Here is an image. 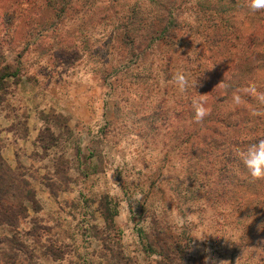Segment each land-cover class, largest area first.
I'll list each match as a JSON object with an SVG mask.
<instances>
[{
	"label": "rangeland",
	"instance_id": "1",
	"mask_svg": "<svg viewBox=\"0 0 264 264\" xmlns=\"http://www.w3.org/2000/svg\"><path fill=\"white\" fill-rule=\"evenodd\" d=\"M13 1L0 0V11L15 9ZM108 1L93 0L101 7ZM135 1L113 4L129 10ZM57 2L41 8L39 16L58 24L56 33L50 32L54 25L49 33L29 32L23 18L0 24V69L8 72L0 82V159L2 170L16 176V200L28 207L17 229L0 228L8 238L16 233L25 246L15 264H205L206 258L209 264H264L261 214L251 207L240 212L230 195L206 199L209 188L196 184V170L177 149L181 145L169 142L160 122L156 131L150 129L153 107H171L188 90L186 63L161 73L157 43L137 64L109 49L95 53L105 42L112 44L103 37L110 23L88 24L87 7L70 16L74 3L67 1L63 10ZM142 2L145 9L153 7ZM250 16L243 30L257 26L259 16ZM87 39L92 56L83 48ZM112 58L130 71H109ZM178 76L184 77V91ZM25 188L31 203L22 199ZM137 193L139 201L133 199ZM196 231L210 235L196 241ZM48 249L55 255H47Z\"/></svg>",
	"mask_w": 264,
	"mask_h": 264
},
{
	"label": "trees",
	"instance_id": "2",
	"mask_svg": "<svg viewBox=\"0 0 264 264\" xmlns=\"http://www.w3.org/2000/svg\"><path fill=\"white\" fill-rule=\"evenodd\" d=\"M51 1L44 0L42 5L36 0L35 4L33 0H25L21 4L15 0L13 11H0V24L12 25L13 19L23 18L29 22V32L35 30V34L39 35L49 33L48 29L54 25V30L50 32L56 33L58 24L49 19L41 22L39 17L44 6L54 8L52 3L57 0ZM58 1L63 10L69 6V1L74 3L70 16L82 13L81 10L87 7L83 18L88 24L94 23L95 19L110 23L104 29L103 37L111 38L112 44L105 42L95 49V53L104 54L109 49L108 53L115 52L119 59L126 54L128 60L134 59L133 63L137 64L136 61L146 58L150 53L147 51L157 43L155 49L160 47L161 73L169 75L175 64L186 63L185 70L191 72L188 90L176 98L171 107L164 102L153 107L155 113L150 117V129L156 131L160 122L165 136L171 137L169 142L172 139L170 143L176 141L181 145L177 149H181L186 163L196 170L192 175L196 176V184L203 189L209 188L206 199L210 196L222 199L223 195H230L240 212L251 207L252 213L261 214L258 228L262 229L263 237L259 258L264 261V181H252L239 158V153L249 145L264 139V100L260 99L264 96V10L251 11L248 0H149V5L153 7L148 9H145L143 0H138L129 10L116 8L114 0H109L105 7L93 0ZM111 7L115 9L112 12ZM98 13L100 17L96 18ZM251 13L256 19L259 16V22L257 26L243 30L244 21L252 17ZM114 20L115 26L112 24ZM235 21L238 25L234 24ZM86 42L83 48L92 56V45L88 39ZM64 47L61 44L58 50ZM180 47L182 52L177 50ZM114 61V67L106 66L109 71H115V74L130 71L129 65L119 64L117 59ZM256 63L260 64L255 66ZM6 68L0 69V82L8 73ZM166 80L170 81L169 76ZM193 83H196V89L192 87ZM199 94H206L202 99L211 110L201 123L195 121L192 107V100ZM228 105L233 108L231 113ZM253 112L260 115L253 116ZM175 120L179 123L176 124ZM174 124L172 132L170 128ZM170 143L165 145L170 147ZM11 175L2 170L0 159V228L6 225L17 229L19 221L26 218L28 207L21 200H16L21 189L16 186V176ZM21 183L23 186L28 184L25 181ZM256 185L259 189H254ZM27 189H23L22 199L31 203V190ZM247 216L245 214V218ZM24 248L16 233L10 238L0 233V264H15L17 254L22 253ZM46 254L55 255L50 249Z\"/></svg>",
	"mask_w": 264,
	"mask_h": 264
},
{
	"label": "clouds",
	"instance_id": "3",
	"mask_svg": "<svg viewBox=\"0 0 264 264\" xmlns=\"http://www.w3.org/2000/svg\"><path fill=\"white\" fill-rule=\"evenodd\" d=\"M248 8L253 12L264 10V0H248ZM177 80L180 82V90L184 91V77L178 76ZM192 87L196 89V83H193ZM204 95L199 94L198 98H194L192 100L194 119L197 123H201L211 113L210 108L206 106V101L202 99ZM260 99L264 100V96H261ZM252 115H260V113L253 112ZM239 158L241 163L246 168L252 181H264V139L249 145L245 151L239 153ZM142 198L143 197L140 193H137L133 197V199L137 201L141 200ZM208 235L210 234L203 231H196L193 233L192 237L196 241L203 242L207 239ZM209 259L210 258H206L205 264H209ZM211 264H215V262L212 261ZM220 264H228V262L223 261L220 262Z\"/></svg>",
	"mask_w": 264,
	"mask_h": 264
}]
</instances>
